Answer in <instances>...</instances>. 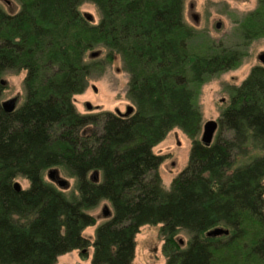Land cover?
Returning <instances> with one entry per match:
<instances>
[{"label": "trees", "instance_id": "1", "mask_svg": "<svg viewBox=\"0 0 264 264\" xmlns=\"http://www.w3.org/2000/svg\"><path fill=\"white\" fill-rule=\"evenodd\" d=\"M186 1L18 0L15 13L0 5V264H55L91 245L92 264H133L140 227L157 224L163 264H264V65L228 88L209 144L196 104L198 87L264 39V0L239 19L232 45L201 35ZM115 57L133 111L82 114L74 96ZM8 71L24 73L12 112L1 106ZM175 127L191 146L165 188L166 155L153 147ZM50 168L74 180L70 193L45 179ZM18 178L28 183L19 191ZM102 200L111 215L98 223L89 210ZM217 227L228 233L207 234Z\"/></svg>", "mask_w": 264, "mask_h": 264}, {"label": "rangeland", "instance_id": "2", "mask_svg": "<svg viewBox=\"0 0 264 264\" xmlns=\"http://www.w3.org/2000/svg\"><path fill=\"white\" fill-rule=\"evenodd\" d=\"M0 5L10 13L19 9L18 0H0ZM257 0H187L185 3V18L191 24L195 22L196 28L201 35H207L213 39L222 40L225 44L232 45L237 41L234 28L244 13L253 10ZM81 11L92 15L94 21L98 20V13L93 4L84 3ZM220 22L217 28L216 23ZM247 56L241 64L234 69L218 73L205 81L197 88L196 104L202 114V124L210 119L217 120L221 110L227 104L229 97L228 88L238 85L246 77L253 65L261 64L258 54L264 52V39H256L246 48ZM24 73L6 72L2 80L5 89L1 101L22 95V79ZM128 74L122 69L118 57L112 63L105 66V70L98 76L90 78L85 91L74 96V104L82 114H94L100 110L116 109L124 112L132 102L127 97ZM91 104L87 109L85 103ZM202 128L199 134L201 136ZM191 146L190 138L179 128H173L166 137L160 141L153 151L157 154L166 155L159 166V173L165 188L170 187L171 180L180 173L188 162ZM60 177L68 180V186L61 188L70 193L73 190L74 180L68 177L63 170L58 171ZM44 177L48 180L47 172ZM22 187L27 186V181L22 178L16 179ZM109 206L108 201L102 200L89 212L98 216V223L102 217L103 206ZM96 225L84 230V235L93 236ZM160 224L143 225L135 236L136 246L133 264H163L165 257L162 253L163 239L159 233ZM177 238L182 244L188 238V234L181 230ZM87 256H81L78 250H72L58 256L55 264H92L93 247L86 251Z\"/></svg>", "mask_w": 264, "mask_h": 264}, {"label": "water", "instance_id": "3", "mask_svg": "<svg viewBox=\"0 0 264 264\" xmlns=\"http://www.w3.org/2000/svg\"><path fill=\"white\" fill-rule=\"evenodd\" d=\"M88 18H91L90 14H88ZM219 26H220V22H217L216 27L218 28ZM97 55H98V51H92L90 53L91 57H95ZM257 58H258L259 62L264 65V52H261L260 54H258ZM2 83H4L3 80H2ZM16 105H17V96L3 100L1 102V106H2L3 110L6 112H12L16 108ZM85 106L87 109H91L90 103L86 102ZM132 111H133V105H128L124 112H121L118 109L115 110L116 113L123 114V115H128ZM217 126H218V121L214 120V119L207 120L202 124V132H201L200 139L204 144H209L212 142V139H213L214 134L216 132ZM47 177L49 180L53 181L59 188H65L68 186V180L60 177L58 170L56 168L48 169ZM94 178H95V176H94ZM14 188L17 191H19L22 189V186L18 181H15L14 182ZM110 215H111V210H110L109 206H107V205L103 206L102 217L107 218ZM222 233L226 234V233H228V230L217 227V228L210 230L207 234L208 235H220ZM81 251L86 252L87 249H83Z\"/></svg>", "mask_w": 264, "mask_h": 264}, {"label": "flooded vegetation", "instance_id": "4", "mask_svg": "<svg viewBox=\"0 0 264 264\" xmlns=\"http://www.w3.org/2000/svg\"><path fill=\"white\" fill-rule=\"evenodd\" d=\"M79 252H81L80 250H78Z\"/></svg>", "mask_w": 264, "mask_h": 264}]
</instances>
